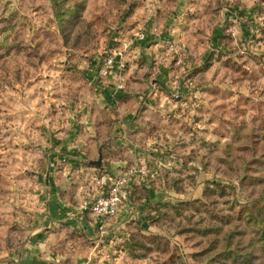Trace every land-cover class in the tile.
Returning a JSON list of instances; mask_svg holds the SVG:
<instances>
[{
  "label": "rangeland",
  "instance_id": "374dc122",
  "mask_svg": "<svg viewBox=\"0 0 264 264\" xmlns=\"http://www.w3.org/2000/svg\"><path fill=\"white\" fill-rule=\"evenodd\" d=\"M101 176L129 198L74 227ZM0 264H264V0H0Z\"/></svg>",
  "mask_w": 264,
  "mask_h": 264
},
{
  "label": "built area",
  "instance_id": "2783aa9c",
  "mask_svg": "<svg viewBox=\"0 0 264 264\" xmlns=\"http://www.w3.org/2000/svg\"><path fill=\"white\" fill-rule=\"evenodd\" d=\"M145 38L146 35L142 29H136L132 31L131 35L125 36L122 45L110 48L101 59L96 75L100 79L106 78L112 73L116 77H120L117 75H120L127 65L131 45L135 42H143ZM118 80L117 88L120 89L122 83L120 79ZM97 183L102 188V191L95 196H81L77 207L80 211H90L101 219L113 217L118 212L121 203L128 196L126 181L118 176L115 178L101 176L97 179Z\"/></svg>",
  "mask_w": 264,
  "mask_h": 264
},
{
  "label": "crops",
  "instance_id": "0c3cea01",
  "mask_svg": "<svg viewBox=\"0 0 264 264\" xmlns=\"http://www.w3.org/2000/svg\"><path fill=\"white\" fill-rule=\"evenodd\" d=\"M154 21L156 22L158 20H155V16L153 15V17H149V19L145 22L146 26H144V25L141 26L140 25L141 26L140 28L142 30H144V29L146 30V28L148 26V29H149L150 26L154 25ZM140 43H143V42L135 43L134 46L132 47L131 53L133 54V57L136 56L135 52L137 53V51L142 47ZM99 63H98V65H99ZM98 65H97L96 69L91 70L89 72V77L93 78V80L97 84V87L99 86V88L104 90L105 89V87H104L105 85L99 84V82L97 83V81H103L104 80V82H105L108 76L106 77V79L105 78H101L100 79L96 75V70L98 68ZM108 79L111 80L112 78L109 77ZM119 92H121V91H119ZM104 94L107 96V98H111V96L107 92V90H104ZM119 94H122V93H119ZM81 189H82V191H81ZM101 191H102V188L100 186H99V188L95 189L94 187L90 188V187H88L86 185L79 184L75 188V192H74V198L76 199L75 202L77 203V198H81V196H85V195L95 196V195L99 194ZM129 193L130 192H128V196H127L126 199L129 198V196H130ZM113 217H108L107 219L106 218L101 219V218L95 216L94 214H92L90 211H84V212L78 211L77 208L75 207L74 210H73L72 218H71L70 222H71V224L75 225L74 227H76V228L80 227L82 229H86V230L90 231L92 229H97V230L99 228L102 229L103 226H105V224L103 225V223H106L107 220H110Z\"/></svg>",
  "mask_w": 264,
  "mask_h": 264
},
{
  "label": "trees",
  "instance_id": "16d2710c",
  "mask_svg": "<svg viewBox=\"0 0 264 264\" xmlns=\"http://www.w3.org/2000/svg\"><path fill=\"white\" fill-rule=\"evenodd\" d=\"M55 1H57V0H55Z\"/></svg>",
  "mask_w": 264,
  "mask_h": 264
}]
</instances>
